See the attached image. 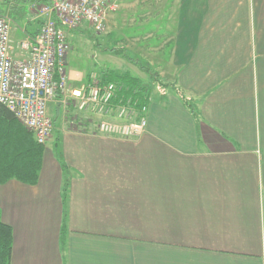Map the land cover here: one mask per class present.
<instances>
[{
	"label": "crops",
	"instance_id": "obj_1",
	"mask_svg": "<svg viewBox=\"0 0 264 264\" xmlns=\"http://www.w3.org/2000/svg\"><path fill=\"white\" fill-rule=\"evenodd\" d=\"M120 6L109 34L142 31L131 40H146L155 69L136 78L174 92L151 97L146 132L130 139L98 134L102 117L57 95L37 184L0 185L12 264H264V0ZM35 17L12 26L17 61L49 18ZM66 72L75 88L101 73Z\"/></svg>",
	"mask_w": 264,
	"mask_h": 264
},
{
	"label": "built area",
	"instance_id": "obj_2",
	"mask_svg": "<svg viewBox=\"0 0 264 264\" xmlns=\"http://www.w3.org/2000/svg\"><path fill=\"white\" fill-rule=\"evenodd\" d=\"M119 3L120 0H50L47 9H40L48 20L39 32L27 34L19 45L26 55L21 61L15 60L12 53L11 20L0 16V104L34 134L38 144L45 145L52 137L48 106L59 93L66 106L74 105L79 112L102 117L97 125V133L102 136L130 139L145 134L147 107L114 105L121 87L102 85L95 74L89 83L75 88L66 75L68 31L86 24L96 34L105 33L107 19L118 12Z\"/></svg>",
	"mask_w": 264,
	"mask_h": 264
},
{
	"label": "trees",
	"instance_id": "obj_3",
	"mask_svg": "<svg viewBox=\"0 0 264 264\" xmlns=\"http://www.w3.org/2000/svg\"><path fill=\"white\" fill-rule=\"evenodd\" d=\"M37 1H44L43 4L46 5L50 2V0ZM14 8L19 9V7ZM26 11L20 8L14 13L20 17ZM5 12V10L0 12V15H8L2 14ZM141 70L152 75L151 78H155L151 69L141 68ZM100 71V77L97 76L102 85L113 83L122 88L114 101L115 106L130 104L137 109L148 108L153 89L156 87L154 83H144L130 73L104 69ZM44 150L45 146L37 143L34 134L24 128L14 115L0 104V185L13 180L31 186L36 185L42 169ZM12 251L13 231L10 226L3 223L0 211V264H12Z\"/></svg>",
	"mask_w": 264,
	"mask_h": 264
},
{
	"label": "rangeland",
	"instance_id": "obj_4",
	"mask_svg": "<svg viewBox=\"0 0 264 264\" xmlns=\"http://www.w3.org/2000/svg\"><path fill=\"white\" fill-rule=\"evenodd\" d=\"M29 1L30 0H0V12L4 10L6 11L2 14H8L4 16H7L11 20V25L13 26L15 19H20L14 12H17L20 8L24 9V4ZM2 2L4 3L2 4ZM14 7H19V9L15 10ZM47 7H49V5H38L35 2L30 3L28 8H25L27 11L24 15L30 12L31 14L33 13V17L37 16L41 19L44 16L42 14L44 11L41 10L44 8L47 9ZM120 7L119 3L118 12L120 11ZM45 12H47V10H45ZM89 28L92 31H85L83 37H80L79 35L70 36L68 43L71 47V51L69 52L67 60L68 68L76 69L83 73L104 69L116 72L120 71L124 74L130 73L133 77H146L141 68L147 69L149 67V60H145L144 57H141L143 55L139 52L140 46L143 41L146 40L142 39V37L141 39L136 38L135 40H131L132 34L141 35L142 31H116L110 35V31H108L107 28L103 34H95L93 29L91 27ZM12 36L14 42L18 39L22 40L24 37L21 31H12ZM159 41L160 40H158L157 37H154L150 40L149 45L155 46ZM166 51L168 52L169 48H167ZM151 70L155 72V69L152 68ZM68 81L70 82L69 79ZM172 90V86L155 87L152 96H166L168 93L174 92V90ZM53 118L54 121H56L55 124H58L57 117L53 115Z\"/></svg>",
	"mask_w": 264,
	"mask_h": 264
}]
</instances>
